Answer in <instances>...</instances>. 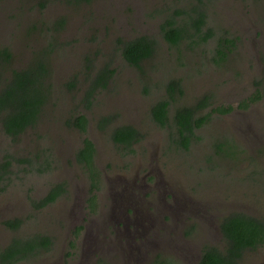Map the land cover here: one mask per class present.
<instances>
[{"label": "rangeland", "instance_id": "374dc122", "mask_svg": "<svg viewBox=\"0 0 264 264\" xmlns=\"http://www.w3.org/2000/svg\"><path fill=\"white\" fill-rule=\"evenodd\" d=\"M37 1L0 0V42L22 51L18 66L29 63V49L44 50L51 56L53 84L52 101L39 123L19 141L4 135L0 123V161L9 154L17 158L0 184V243L5 247L16 237L39 233L54 242L15 264H151L159 255L196 264L204 245H222L218 226L225 213L242 210L264 217V0H82L80 7L43 0L47 7L40 11ZM194 5L208 12L214 36L169 46L160 27L176 8ZM87 13L96 15L97 29L111 25L100 33L102 39L85 28ZM61 19L65 22L58 29ZM143 25L158 45L139 69L122 57L120 39L136 38L135 30ZM222 36L234 40L223 58L215 51ZM52 45L51 52L44 49ZM107 64L115 70L110 85L86 107L81 98L89 77ZM173 78L183 93L170 104V116L179 106L211 98L202 112L211 118L196 131L188 151L172 142V126L151 117L152 105L166 96ZM68 79L75 83L72 88ZM220 105L232 109L211 113ZM78 111L92 121L86 135L98 149L97 188L90 187L88 169L71 163L69 156L83 137L66 123ZM104 117L109 125L100 127ZM123 124L142 134L130 147L111 138V130ZM232 136L241 148L237 158L208 157L215 152L212 138L225 143ZM47 156L55 160L51 168L37 170L36 161L43 167ZM19 157H31L32 163ZM56 182H65L69 191L36 210L32 202ZM126 206L133 211L125 214ZM14 213L23 222L12 231L1 219ZM117 220L131 228L120 231ZM238 264H264V244L246 251Z\"/></svg>", "mask_w": 264, "mask_h": 264}, {"label": "trees", "instance_id": "16d2710c", "mask_svg": "<svg viewBox=\"0 0 264 264\" xmlns=\"http://www.w3.org/2000/svg\"><path fill=\"white\" fill-rule=\"evenodd\" d=\"M66 1L69 4H75L81 0ZM83 1L88 2L89 0ZM202 1L199 0L201 3ZM36 6H38L39 11L44 10L47 7V1L38 0ZM172 14L174 15L169 17L161 27L163 39L169 46L178 47L186 39H191L190 44H195L204 42L214 36L207 24L208 12L201 7L194 5L191 10L187 7H178ZM177 17H181V19H177ZM64 22V19L59 21L58 29L64 25ZM233 41L232 38L227 36L220 37L218 46L215 49L216 53L223 58L224 49L228 47V43H233ZM157 45L158 40L149 36L124 41L121 45L122 57L128 64L141 69L143 61L153 56L157 50ZM49 48L51 52L53 45L44 49L47 51ZM18 51L19 54L22 53L16 47L13 49V44L0 42V123L3 134L10 137L12 141H19L27 130L35 127L39 123L44 107L52 101L51 56H46L44 50L31 48L29 49V63L18 66L15 63L19 60ZM87 67L90 66L87 65ZM114 71L107 64L99 69L95 75L92 72L86 94L83 97L86 107H89L92 103L93 93L97 89H100L99 92H101L102 89L106 88ZM68 80L67 86L72 88L75 83L70 79ZM166 90V96L152 105L151 116L161 126H172L175 129V137H173L172 142L178 148L188 151L192 140L198 137L196 131L211 118L209 112L202 113L211 105V98L205 96L198 99L194 104L179 106L170 116V104L176 96L182 95L183 89L180 81L173 78L168 82ZM262 91H264V87H262ZM230 109L232 108H224L220 105L213 107L211 113H222ZM109 120L108 117H104L99 126L105 127ZM88 122L87 114L81 111L67 119V123L83 135V146L75 155L77 163L92 173L97 169L94 161V142L86 136ZM140 136V130L130 124H123L111 130L112 140L124 146H132L135 141L141 138ZM212 144L215 152L213 156H208L210 158L218 157L222 159L227 157L234 159L239 156L241 148L238 147L233 136L227 137L225 143L212 138ZM30 158L19 157L21 161L29 162V165L32 163ZM16 159V157L9 154L6 159L0 161V184L6 174L11 172L12 161ZM49 161V156H47L43 167L42 163L36 161V164H38L36 169L39 171L49 170L51 168V162ZM65 191L66 188L61 183L52 185L42 201L39 202V206H47L54 202ZM35 204H37V200H35ZM6 223L15 228L21 223V219H10ZM219 228L222 235V245H204L198 264H238L246 251L255 250L258 246L264 244V217L242 210L231 211L222 217ZM188 231L190 233L191 230ZM188 231L187 234H189ZM51 246L52 239L48 234L16 237L6 247L2 248L0 246V264H15L31 256L30 254L34 255L49 250ZM151 264L183 263L172 257L159 255Z\"/></svg>", "mask_w": 264, "mask_h": 264}, {"label": "flooded vegetation", "instance_id": "af4514ba", "mask_svg": "<svg viewBox=\"0 0 264 264\" xmlns=\"http://www.w3.org/2000/svg\"><path fill=\"white\" fill-rule=\"evenodd\" d=\"M82 1V0H81ZM80 2V1H79ZM83 3H87L86 1H83ZM82 3V4H83ZM81 4V5H82ZM79 3H75V4H72V6H74V7H76V6H81ZM27 7L28 6H25V13L27 14ZM109 7L107 6L105 9H102L101 8V14H106V12L107 11H109V9H108ZM37 9H38V6H37ZM82 9V8H81ZM81 12H83V10L81 11ZM16 14H18V13H16ZM96 16V15H95ZM95 16L94 17H91V15L89 14V13H87L86 14V17H85V19H87V22H85V24H86V27L85 28H87V29H89L90 27H91V29H92V31H96L97 32V34L100 36L99 37V39H102L103 38V35H101L100 33H102V34H104V33H106V32H109L112 28H111V25H110V27H109V24H104V26L102 27V28H99V29H97V27L94 25L95 24V20H94V18H95ZM127 19V23L130 21V20H132L131 18L130 19H128V17L126 18ZM148 19H151V16L148 18ZM142 24H144V25H150L151 26V24H154L155 25V22L154 21H148L147 19H142ZM144 25L143 26H141L140 28H138L137 30H135V34H136V38L137 37H141V36H149V37H151L147 32H146V30L149 28V27H144ZM159 25L157 24V30L159 29ZM85 28L83 29V30H85ZM160 29H161V27H160ZM134 34V35H135ZM82 36V34L81 35H79V37H81ZM132 37V36H131ZM130 36H126V37H122V39H120V43L122 44L124 41H127V40H131L130 38H131ZM152 38V37H151ZM55 51H56V49H55ZM115 72V71H114ZM114 75V74H113ZM113 77V76H112ZM110 82H111V79L109 80V82L107 83V86H106V88L105 89H107L108 87H109V85H110ZM88 88V87H87ZM102 89V88H101ZM105 89H102V91L103 90H105ZM86 90L87 89H85V92H84V94H83V96H82V98H81V100H82V102L85 104V100L83 101V97H84V95L86 94ZM100 90V89H99ZM99 90L97 89L94 93H93V98L97 95V93H99ZM80 111H78V113H79ZM78 113H76V114H74V115H77ZM72 116V115H71ZM152 117V116H151ZM88 118H89V122H88V127H87V131L91 128V123H92V121H91V118H90V116H88ZM66 123H67V120H66ZM109 123V122H108ZM106 124V126L107 125H109V124ZM68 124V123H67ZM73 127V126H72ZM137 128V127H136ZM73 129H75L74 127H73ZM75 130H77V129H75ZM78 131V130H77ZM79 133H80V131H78ZM142 135V134H141ZM83 136V135H82ZM87 136V135H86ZM141 137V136H140ZM83 138V137H82ZM90 138V137H89ZM90 139H92V138H90ZM83 140V139H82ZM137 141H139V140H137ZM137 141H135L134 143H133V145L137 142ZM94 142V141H93ZM83 146V143H82V141H81V144L80 145H78V146H76L75 148H73V149H71L70 151H69V156L71 157V163H73L74 165H76V164H78L77 163V158H76V152L80 149V147H82ZM94 146H95V156H94V161L96 160V157H97V152H98V149H97V146H96V144H95V142H94ZM49 160H50V158H49ZM49 162H51V165H52V163H54L55 162V160H50ZM95 164H96V162H95ZM80 165V164H79ZM96 169L97 170H95L94 172H89V180H90V187L92 186L93 188H97L98 187V184H99V179H100V172L101 171H99V169H98V167L96 166ZM57 184H58V182H56ZM55 183V184H56ZM55 184H52V185H55ZM60 184V183H59ZM61 184H63V186L66 188V191L65 192H63L62 194H60L59 195V197H61L62 195H64V194H66L68 191H69V188H68V186H66V184H65V182H63V183H61ZM51 185V186H52ZM50 186V187H51ZM50 187L48 188V189H46L44 192H42L38 197H36V199L35 200H37V204H35V200L32 202V206H34L35 208H36V210H42V209H44V207H46V206H39L40 204H39V202H41L42 201V198H44L45 197V195L47 194V192H48V190L50 189ZM95 190V189H94ZM59 197H57L55 200H54V202L59 198ZM120 197V195L117 197V198H119ZM54 202H52V203H54ZM52 203H50V204H52ZM50 204H48V205H50ZM93 204V203H92ZM47 205V206H48ZM95 205V204H94ZM134 210H135V208H134ZM130 211H133V209H129L127 206L125 207V214H129L130 213ZM227 213H229V212H227ZM227 213H225V214H227ZM67 215H68V217L70 218V216L72 215V218L74 217V215L71 213V212H69V213H67ZM14 218H18L17 217V215L14 213L13 215H8V216H6V217H4V218H2L1 219V222H2V224H3V226H5V227H7V228H9V229H14V227H12L11 226V224H7L6 222L8 221V220H10V219H14ZM18 219H21V218H18ZM84 220V219H83ZM22 222H23V219H21V223L18 225V226H16L15 227V229L14 230H16V228H18V227H20L21 226V224H22ZM116 224H117V226H119V227H123L120 231H128L131 227H129V225H130V223H126V221L125 220H117L116 221ZM219 224V223H218ZM220 224H219V226H218V232H219V235H220V237H222V235H221V232H220ZM75 228V227H74ZM73 228V229H74ZM13 231V230H12ZM35 235H42V233H39V234H35ZM32 236H34V235H32ZM74 236V233H73V235L71 236V238ZM27 237H29V236H27ZM21 238V237H20ZM70 238V239H71ZM51 239H52V241L54 242V239H53V237L51 236ZM4 245V244H3ZM0 246H1V243H0ZM261 246V245H260ZM260 246H258V247H260ZM2 247V246H1ZM5 247H6V245H5ZM257 247V248H258ZM2 248H4V247H2ZM256 248V249H257ZM129 253H131V254H134V251L133 252H128L127 254H129ZM31 256H33L32 254H30ZM201 256V255H200ZM200 256L198 257V259H197V262H196V264H198V260L200 259ZM134 258V257H133Z\"/></svg>", "mask_w": 264, "mask_h": 264}]
</instances>
